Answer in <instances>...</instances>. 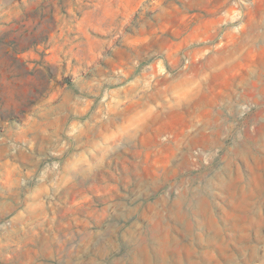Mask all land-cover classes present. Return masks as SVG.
<instances>
[{"label":"rangeland","instance_id":"rangeland-1","mask_svg":"<svg viewBox=\"0 0 264 264\" xmlns=\"http://www.w3.org/2000/svg\"><path fill=\"white\" fill-rule=\"evenodd\" d=\"M228 1L0 0V264H264V79L204 129L167 82Z\"/></svg>","mask_w":264,"mask_h":264},{"label":"crops","instance_id":"crops-1","mask_svg":"<svg viewBox=\"0 0 264 264\" xmlns=\"http://www.w3.org/2000/svg\"><path fill=\"white\" fill-rule=\"evenodd\" d=\"M241 15L236 9V0H229L217 13V49L201 60L203 66H209L208 69L198 75L183 72L167 80L168 84L173 85L172 94L175 98L191 103L188 119L192 126L199 125L200 129H204L213 126L210 122L215 125L222 119L221 112L228 110L226 103L243 96L249 81L262 82L264 79V43L256 42L251 46L254 43L252 40L237 39L238 27L247 25L244 18L240 19ZM233 37L237 41H233ZM255 46L256 50L252 51ZM198 49L200 53L205 50L204 46ZM252 63L261 71L260 75L250 65ZM233 71L239 72L238 80L226 82ZM253 86L252 83L251 88ZM154 104L150 105L152 112L157 109Z\"/></svg>","mask_w":264,"mask_h":264},{"label":"built area","instance_id":"built-area-1","mask_svg":"<svg viewBox=\"0 0 264 264\" xmlns=\"http://www.w3.org/2000/svg\"><path fill=\"white\" fill-rule=\"evenodd\" d=\"M243 109L247 110V109H249V107L246 106V105H244V106H243Z\"/></svg>","mask_w":264,"mask_h":264}]
</instances>
